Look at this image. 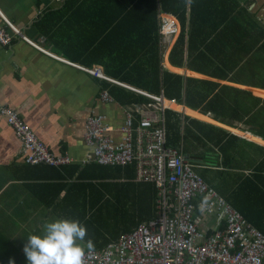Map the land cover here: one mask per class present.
<instances>
[{"label":"crops","instance_id":"1","mask_svg":"<svg viewBox=\"0 0 264 264\" xmlns=\"http://www.w3.org/2000/svg\"><path fill=\"white\" fill-rule=\"evenodd\" d=\"M170 7L174 13L163 10L160 0H0V28L7 26L6 18L41 47L17 34L8 45L0 42V103L16 110L51 152L70 158L62 167L26 166L20 140L0 116V264L26 261L27 237L41 234L45 222L90 214L84 201L93 199L95 181L125 179L124 174L97 179L91 169L85 174L75 168L94 162L87 160L92 148L83 138L86 120L103 115L114 127L110 135L119 139L127 114L139 119L135 108L149 107L120 103L109 86L148 91L163 71L183 77L181 101L163 95L153 101L163 125L164 109L180 116L170 132L173 143L167 132L166 143L180 149L228 203L246 184L242 206L253 208L250 218L264 225V169L257 168L264 157V127L254 123L264 122V0H185ZM161 15L177 25L166 46L159 35ZM83 67L99 69L108 80ZM187 78L213 85L191 86ZM189 86L198 90L197 107L185 102ZM131 180L143 181L135 170ZM198 201L194 218L201 242L224 221Z\"/></svg>","mask_w":264,"mask_h":264},{"label":"built area","instance_id":"2","mask_svg":"<svg viewBox=\"0 0 264 264\" xmlns=\"http://www.w3.org/2000/svg\"><path fill=\"white\" fill-rule=\"evenodd\" d=\"M4 20L7 26L0 28L2 44H10L17 34L41 49ZM176 31L175 19L161 15L159 35L163 45L171 42ZM83 69L108 80L97 68ZM134 91L154 103L161 101V96ZM104 92L105 99H109L107 91ZM154 103L145 104L151 107L149 111L140 106L135 108L141 115L139 119L127 114L119 139L110 135L114 127L105 122L103 115L89 116L86 120L83 138L92 148L87 160L111 166L134 164L136 179L153 182L158 189V210L155 218L121 234L104 249H86L82 264H264L262 232L195 173L180 149L167 145L163 117L157 113L161 108ZM0 116L20 140L26 163L59 166L70 161L66 154L51 152L13 108L0 103ZM196 199L202 209H216L224 220L201 242L197 241L201 234L194 218Z\"/></svg>","mask_w":264,"mask_h":264},{"label":"trees","instance_id":"3","mask_svg":"<svg viewBox=\"0 0 264 264\" xmlns=\"http://www.w3.org/2000/svg\"><path fill=\"white\" fill-rule=\"evenodd\" d=\"M175 1L185 0H160L162 9L174 13L175 11L170 7V5H172ZM177 6L178 4H176V7ZM179 20L182 21V18H179ZM182 38L183 36L181 31L176 44H178V42L180 43L182 41ZM162 73L163 74L161 80L154 79V81L151 83L154 88L151 87L150 89H148V91L145 90V92L158 96L163 95L166 98L181 101L183 95V77L179 74H173L167 71H163ZM186 81L188 85L191 86L192 84L200 86L204 85L205 87L213 85L212 82L205 80H196L192 78H187ZM191 86L186 89L185 102L190 106L197 107L196 94L198 90H190ZM109 91L111 92L112 96L122 104H131L136 101L141 103L146 102L145 104L153 103L152 99L137 95L135 94V91H127L124 89V87L116 84H111L109 86ZM190 93H192L191 96L189 95ZM231 108L237 109V107L233 106H231ZM163 113V126L165 129V136L167 132L168 141L170 143H173L174 137L172 138V136H170V132L172 128L174 129V127H176V124L179 122L180 116L178 113L171 109H164ZM237 115L239 116L238 111ZM239 117L241 118V116ZM253 122L254 121H250L248 123L251 124ZM254 123L264 127V122ZM25 165H33L37 167L39 165L47 166L48 164L34 165L26 163ZM133 165L134 164H127V166L125 165L124 167H121L102 165L96 162H92L88 165L75 166V168L80 170V172H85V174L87 168L91 169L92 171H94V177L97 179L109 176L117 177L121 174L125 175V179L123 181H95L96 183L94 184L95 192L93 199L91 198V196H88V202L84 201V204L90 209V214H88L87 216L84 215L83 217H80L76 220H79L86 226L87 235L85 237V240L89 238L92 240L94 245L92 249H104L108 243L115 241L121 234L130 232L140 223L153 219L157 216L158 209L156 199L158 197V189L155 187L154 183L150 181H132L131 178L134 176L135 170V166L133 167ZM257 168L264 169V157L260 160ZM251 183V187H258L257 182L251 181ZM83 185L86 187L92 186V183L86 182ZM242 189H248L246 184H242V186L239 187V191L237 192L235 197L236 200H231L230 202L232 205H237V207L239 206L237 210L263 234L264 225L261 223L257 224L256 222H254V220H252V218H250V212H252L251 210L254 209L242 206L243 202L248 200V197L242 193ZM261 192L264 194V185H262ZM259 214H263V212H259ZM2 243H7V241H3ZM86 249L87 248L85 247V250ZM19 264H27V262L20 261Z\"/></svg>","mask_w":264,"mask_h":264},{"label":"clouds","instance_id":"4","mask_svg":"<svg viewBox=\"0 0 264 264\" xmlns=\"http://www.w3.org/2000/svg\"><path fill=\"white\" fill-rule=\"evenodd\" d=\"M115 83L116 81H112ZM86 226L76 219L56 218L45 222L39 235L29 234L23 246L27 264H82L85 247L94 245ZM80 242H83V246Z\"/></svg>","mask_w":264,"mask_h":264},{"label":"bare ground","instance_id":"5","mask_svg":"<svg viewBox=\"0 0 264 264\" xmlns=\"http://www.w3.org/2000/svg\"><path fill=\"white\" fill-rule=\"evenodd\" d=\"M33 21V20H32ZM156 42V41H155ZM139 43V42H138ZM90 44V43H89ZM100 45V44H99ZM139 49V48H138ZM92 50V49H91ZM137 50V49H136ZM87 51V50H86ZM89 51H90V49H89ZM94 51V50H93ZM135 57V56H134ZM152 57V56H151ZM154 60V59H153ZM264 62V61H263ZM153 63H155V62H153ZM130 67V66H129ZM155 68V67H154ZM133 70V69H132ZM154 70H156V69H154ZM139 71V70H138ZM138 75V74H137ZM135 77V76H134ZM140 78V77H139ZM155 79V78H154ZM152 82V81H151ZM172 82V81H171ZM171 84V83H170ZM157 86V85H156ZM204 86V85H203ZM154 88V87H153ZM116 100V99H115ZM178 100V99H177ZM164 102V101H163ZM135 103V102H134ZM186 111V110H185ZM137 117V116H136ZM135 117V118H136ZM177 121V120H176ZM168 131V130H167ZM171 136V135H170ZM200 137V136H199ZM128 218H130V217H128ZM249 219V218H248ZM252 220H253V218H252ZM132 222V221H131ZM257 223V222H256ZM259 226V225H258ZM210 231V230H209ZM208 231V232H209ZM211 232V231H210ZM264 234V233H263ZM9 244V243H8ZM107 244V243H106ZM11 247V246H10Z\"/></svg>","mask_w":264,"mask_h":264},{"label":"rangeland","instance_id":"6","mask_svg":"<svg viewBox=\"0 0 264 264\" xmlns=\"http://www.w3.org/2000/svg\"><path fill=\"white\" fill-rule=\"evenodd\" d=\"M62 165H64V164H62ZM62 165H59V166H62Z\"/></svg>","mask_w":264,"mask_h":264}]
</instances>
